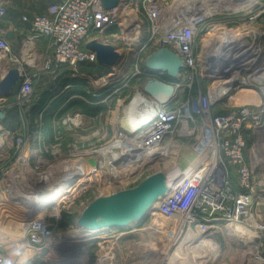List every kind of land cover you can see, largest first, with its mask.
<instances>
[{"label":"built area","instance_id":"obj_1","mask_svg":"<svg viewBox=\"0 0 264 264\" xmlns=\"http://www.w3.org/2000/svg\"><path fill=\"white\" fill-rule=\"evenodd\" d=\"M242 1L187 0L189 5L185 6L186 0L172 4L163 0H143L142 4L138 3L135 8L136 16L141 11L146 14L152 36H160L157 40L158 48L168 47L177 53L184 66L179 76L170 80L165 79L167 72L151 71L146 67L147 72L155 76L156 80L173 87L174 94L158 98L159 101L147 95L152 101L150 106L158 104L152 120L148 124L133 128L132 131H126L121 125L115 140L102 150L104 161L101 160L91 174H101V177H104L103 184L108 187L119 184L123 189L134 188L148 177L144 174L145 166L156 159H165L172 149H177L180 155H177L175 160L179 167H173L171 172L166 173L169 187L172 183L174 186L169 188L167 196L157 210V215L164 218L165 222L164 247L167 254L162 264L213 262L220 253V246L214 235L223 231L230 235L236 234L239 237L237 240L242 244L251 242L252 249L248 255H255V251L260 250L259 242L264 237V222L258 218L256 207V199L264 189V179L256 176L260 159L257 157L255 145V139L264 141V66L250 73L235 70L230 78L213 81L207 90L198 86L197 93H193L199 72H204L206 67L217 66L222 56L228 52L229 48L225 43H235L229 40L237 38L242 32L250 44L256 43V36H264V31L260 32L255 26H247L245 31H238L236 34L220 27L222 33L218 37H222L224 33L238 36H230L232 38L224 40L225 42L220 39L218 46L223 47L217 53L211 51L214 54L206 53L202 56L198 52L199 37L210 35V30L218 26L216 21L221 23L243 19L255 23L263 18L264 0H255L246 11L240 10ZM226 3L228 7L224 6ZM122 6L123 3L113 9H106L104 0H63L52 4L46 14L22 16V22L30 23L34 34L49 38L53 46V51L46 54L41 62L33 52H27L26 55L31 60L36 58V63H29L24 56L13 54L7 32L3 31L0 34V81L10 69L3 65V58H10L11 63L22 59V64L17 67L21 79L15 89L16 100L12 104L13 107L17 105L23 110L31 108L34 103L35 83L41 76L55 79L61 76L66 68L77 71L82 65L97 64L96 53L86 46L95 40L98 34L105 33L118 23L123 15ZM6 15V8L0 6V18ZM137 18L131 14L130 22H137L134 27L138 28ZM31 41L32 36H28L24 43ZM258 51L264 49L258 48ZM245 57L241 56L239 61L244 59L243 62L249 64L255 58ZM203 79L206 80L205 76ZM221 86L229 89L218 94L217 89ZM241 89L255 90L258 93L253 94L255 96L247 99V102L233 105L221 113L215 112L216 107L224 103L214 104L217 98L229 96L233 91ZM1 100L8 99L0 98ZM4 109L0 106V111L5 112ZM145 109L146 107H142L139 113L146 111ZM71 119L74 123L78 121V117ZM3 124V121H0V163L6 161L9 154L4 152V138L7 135L3 132ZM11 136L14 138L13 148L16 149L18 157L16 170L10 175L6 174L3 180L0 179V224L5 222L7 217L19 221L23 229L20 226L19 234L15 235L17 240L27 243L35 250L36 258L45 260L44 253L51 252L54 243L62 236L55 233L48 218L55 217L59 221L64 208L72 207L78 194L89 188L93 179L94 182H99V176L95 178L89 174L87 177L91 178L90 181L80 182L84 176L81 173L85 170L80 167L79 159L76 163L73 160L71 163H64L65 170L62 173L47 171L39 174L41 177H47L43 180L48 183L46 187L50 189H55L60 182L66 180L69 185L63 194L47 206L32 208L30 204L34 202L26 199L31 191L37 189H33L35 184L29 182L28 176L34 172V159L39 154L42 158L50 148H37V140L26 130ZM39 139L42 138L38 136V145L41 144ZM55 149L58 151V146ZM189 151V158L185 164H181ZM172 155H175V152ZM58 176L59 178L55 179ZM4 182L11 185L10 200L7 198L10 196L3 190ZM22 199L26 201L23 202ZM89 204L90 202H87L83 208ZM14 210L17 212H13ZM29 216L34 218L30 221L24 219ZM234 221L245 225L248 232L240 235L223 230L225 225ZM75 228L74 232L67 235L85 236L89 242L108 238L118 240L124 233L114 234L113 230L89 233V230L77 227V220ZM126 230L134 231L129 228ZM245 237L250 242H246ZM207 239L212 241V245H204ZM111 249L104 254H96L92 262H86L87 257L83 255L69 264H116L113 262ZM206 251L212 252L211 255L205 256ZM0 255L4 254L0 252ZM256 256L255 263L263 264L264 256L260 253Z\"/></svg>","mask_w":264,"mask_h":264},{"label":"rangeland","instance_id":"obj_2","mask_svg":"<svg viewBox=\"0 0 264 264\" xmlns=\"http://www.w3.org/2000/svg\"><path fill=\"white\" fill-rule=\"evenodd\" d=\"M163 1L172 4L179 0ZM142 2L143 0H125L121 9L123 15H121L118 23L105 33L98 34L95 38V40H99L105 44L113 45L123 55L120 64L116 65L115 68H100L85 64L80 66L77 71L66 68L63 74L55 79L41 76L35 83L34 103L30 109L23 110L17 105L13 107L12 104L16 100V91H14L8 100L0 101V106L5 108V112L12 114L10 120L5 119V122H3V132L5 131L7 135L4 138L5 151H3L9 152V154L6 161L0 163V179L2 178L3 180L6 174L10 175L16 170L15 163L18 156L15 153L16 149L13 148L15 143L11 135L22 133L25 130L31 132V137L37 140V148L38 146L50 148L49 152L44 154L42 158H40L39 154L34 159V172H31L28 176L29 182L39 183L38 181H43V184H45L44 180L47 177L45 175L41 177L39 174L47 171H52L55 174L62 173L65 170L63 164H68L67 162L71 163V160L76 163L79 159L80 167L91 172H93V168L101 160L104 161L102 150L115 140L121 126V121L124 118L125 109L133 105L135 100H138L136 98L138 94H141L147 101H150L144 92V87L150 79L156 78L147 72L145 63L147 58L158 49L159 44L157 40L160 39V36H152V33L149 32L150 22L145 13L141 11L136 16L135 8L138 3L142 4ZM249 2L250 0H243L241 7ZM12 14L23 16L24 14L31 15L35 13H31L29 9L24 7L23 0H11ZM131 14L134 15L135 19L138 17V28L136 26L129 29L133 23L130 22ZM215 24L218 25L216 29L220 33H210L208 36H201L197 41L198 52L202 56L206 55V53H213L209 47L211 48L216 40L219 41L221 38L229 39L230 36H238L224 33L220 38L218 37L222 33L219 29L220 27L229 32L232 30L235 34L238 31H245L244 29L247 26H255L260 29V32H263L264 16L255 23H249V21L241 19L221 23H217L216 21ZM0 26H4L3 20H0ZM242 33L239 36H244ZM256 37L255 42L259 44L258 48L264 49V36L261 38L260 35ZM241 40L244 41L245 39L237 37L235 43L237 44ZM19 59L11 63L10 58H3L2 63L8 68L18 67L22 64V59ZM24 59H29V57H24ZM28 61L29 63H36V58L29 59ZM199 74V77L195 80V88L199 86L202 90H207L213 82L203 79L205 76L204 72H199ZM246 93L257 95L258 92L245 89H241V91L235 90L229 94L223 104L216 107L215 112H224L226 109L241 102ZM75 117H78V121L74 123L71 118ZM7 132H10V134ZM38 136L42 138L39 139L41 140V144L39 145ZM255 145L257 157L260 159V163L256 169V176L259 179H264V141L261 140L259 142L255 139ZM57 146L58 151L55 149ZM176 150L172 149L165 159H156L155 162L145 166L143 169L144 174L149 176L157 172L167 173L169 166L166 164V161H174L177 155H180ZM173 152H175V155H172ZM189 154L190 151L187 152L185 158L183 157V164L189 158ZM91 176L96 178L99 175L92 173ZM97 178L99 182H94L93 179L91 186L78 194L74 205L69 209L64 208L62 211L61 215L69 213L72 216L74 223L71 227L61 228L59 226L61 219L57 221L55 217L48 218V222L53 226L56 234L64 236L75 231L76 220L82 214L83 207L87 202L92 203L101 196H110L117 191L125 190L119 184H112L109 187L105 186L103 184L104 177H101V174ZM3 190L11 197V185L9 183H3ZM12 194H15V192H12ZM159 206L154 208L158 209ZM256 207L258 218L264 222V189H262L259 197L256 199ZM18 222L16 219L7 217V220L0 224V232L4 233L0 234V236L9 237L8 234L11 232V240L22 242L15 237L20 231L21 224ZM164 223V218L157 215V211H154L149 214L140 226L137 223H132V226L128 227L130 230L136 228L132 232L126 230L128 229L126 227L125 229H112L114 234L124 232L118 240L108 238L102 241L95 239L83 244L80 242L73 244L66 243L62 248V254L69 251L74 253L79 250L80 256L85 255L87 257L86 262H92L96 254H104L112 248L113 262L116 264H162L167 254V250H165L166 241L164 236L166 233L163 226ZM5 226H11V231H3ZM214 237L220 246L218 250L220 253H218L219 255L213 262H207L206 264H258L254 261L257 258L256 255L260 253L264 256V237L260 240V250L255 251V255L254 253L252 255L247 254L252 249V244L246 237V242H250V244H242L237 240L239 237L236 234L230 235L224 231L214 235ZM207 243H209L208 245H212V241L209 239H207ZM0 252L3 253L4 251ZM30 253L31 251H29V256ZM3 254L6 253L4 252ZM46 254L44 253L47 264H69L72 262L66 261L68 258L66 260L62 259L64 255L63 257L60 256L61 254L56 253L54 249ZM210 255V252L207 255L205 254V256ZM35 258V255L34 257L30 256L28 262ZM60 260L64 261L59 263ZM202 264L205 263L203 262Z\"/></svg>","mask_w":264,"mask_h":264},{"label":"water","instance_id":"obj_3","mask_svg":"<svg viewBox=\"0 0 264 264\" xmlns=\"http://www.w3.org/2000/svg\"><path fill=\"white\" fill-rule=\"evenodd\" d=\"M124 2L125 0H104V7L106 9H113ZM136 24L137 22L132 23L129 29H132ZM7 37L10 38L11 33H8ZM224 45L229 49L222 56L219 64L212 68L206 67L204 71L207 81L225 80L230 78L235 70H239L240 73H250L264 66V51H258L257 42L244 45L225 43ZM86 47L96 53L98 64L101 66L114 67L120 64L123 59V55L113 45L105 44L99 40L90 41ZM241 56L255 58L251 63L246 64L243 62L244 59L241 62L239 61ZM145 65L151 71L167 72L168 75L165 76V79L170 80L179 76L184 62L177 53L168 47H161L147 58ZM20 79L19 69L16 66L10 68L0 81V98H10ZM144 92L149 96L156 97L157 93L160 92L173 95L175 90L160 80L152 79L145 85ZM227 97L225 95L224 97L217 98L214 104L225 102ZM127 112H130V106L125 109L124 113ZM5 118L6 113L0 111V121H4ZM121 125L126 131H132L133 129L124 123V119L121 121ZM38 188L34 186L33 189ZM168 192L169 178L167 174L164 172L154 173L134 188L95 199L83 210L77 219V227L88 230L107 228L106 231H110L117 228L124 229L132 222L140 226L150 213L158 210L154 206L162 202ZM33 218L34 216H29L24 219L30 221ZM75 242H80L81 244L88 243L89 239L78 234L64 235L54 243L53 249L56 253L61 254L60 256L63 257L64 255L62 259L66 260L68 258L66 261H73L80 257L79 250L74 253L69 251L62 254V248L66 243L73 244ZM63 261L60 260L59 263Z\"/></svg>","mask_w":264,"mask_h":264},{"label":"bare ground","instance_id":"obj_4","mask_svg":"<svg viewBox=\"0 0 264 264\" xmlns=\"http://www.w3.org/2000/svg\"><path fill=\"white\" fill-rule=\"evenodd\" d=\"M254 1L255 0H250V2L248 4L245 3L246 5L240 7V10L241 11L248 10L249 7L251 6V4ZM185 3H186L185 6L186 5H189V3L187 2V0H186ZM224 6L225 7H228L229 5H228V3H226V4H224ZM210 32L211 33H214V34H217L218 29H216V27H214V28H212L210 30ZM137 33H138V31H137ZM238 37L244 38L245 40L244 41L241 40V41L237 42V44H243V45L244 44H250V42L246 40L245 36H238ZM230 38H232V37H230ZM229 39H223V38H221V40H223V42H225L224 40L228 41ZM229 41L235 42L236 41V38L235 39H230ZM218 45H219V42L216 40V42L214 43V45L212 44L211 48L209 47V49H211V51L217 53V51L220 50L223 47V46H218ZM223 54H224V52H223ZM216 57H217V55H216ZM215 64H217V61H216ZM226 84H229V83H226ZM228 89L229 88H225L224 89V86H221V88L219 87L217 89V91H218V94H220V93L223 92V90L227 91ZM167 95L168 94H166L165 92H160V93H157V96L156 97H153V98H157V100H155V101H159L158 98H163V97H166ZM251 96L254 97L253 95H251ZM136 98L138 100H135L134 101V104L132 105V108H130V112L124 113V118H123L124 119V123H126V125H128V126H131L132 128H135V127L137 128L139 126H143L145 124H148L150 122V120H152V118L154 116V113H155L154 109H156V106L158 105V104H156L155 106H150L151 105V102H152L151 99H150V101H147L146 98L143 97L141 94L140 95L138 94V97H136ZM142 107H146V109H145L146 111H144L142 113H139V111H140V109H142ZM137 110H138V112H137ZM182 162H184V160L181 161V164H182ZM176 163H177V160H174V161H166V164L169 166L168 172L169 171L171 172L173 167L177 168L178 165H176ZM83 170H85V169H83ZM81 174H83L84 176L80 179V182H84V181L89 180V179L91 180L90 177H87V175L91 174V171L85 170ZM57 178H59V176L56 177L55 179H57ZM35 181H37V180H35ZM51 181L53 182V180H51ZM38 182L39 183H33V184H35V186H37L39 188L37 190L31 191V194H29V196L26 199V200H31L32 202H34V203L30 204V207H32V208H39V207H43L44 205L47 206L48 203L54 201L55 198H57L59 195L63 194V192L66 189H68V185H69V182H67V180H66L64 182H60L57 185V187H55V189H53L54 188L53 187L52 188L53 190H52V189L46 187L48 185V183L43 184V182H40V181H38ZM173 186L174 185L172 183V185H170L169 188H171ZM7 198L9 200L11 199V197H7ZM26 200L25 199H22L23 202L26 201ZM10 203H9V205L11 207V204ZM19 203H21V202H19ZM16 204H18V202H16ZM160 204H161V202L160 203H157L154 207H156V206H158ZM15 207H17V205H15ZM13 212H17V211L14 210ZM132 223H130L129 225H127L126 228L132 226ZM10 228H11V226H5V228H4L3 231H11ZM21 228L23 229V225H21ZM223 229H225L226 231L235 232L237 234H246L248 232L246 226L243 225L239 221H234V222H232L230 224H227V225H225V227ZM106 230H107V228L94 229V230L92 229V230H89V233H98V232H102V231H106Z\"/></svg>","mask_w":264,"mask_h":264},{"label":"crops","instance_id":"obj_5","mask_svg":"<svg viewBox=\"0 0 264 264\" xmlns=\"http://www.w3.org/2000/svg\"><path fill=\"white\" fill-rule=\"evenodd\" d=\"M61 1L63 0H23L24 7L29 9L31 13H35L31 15L29 14H24V15H28L32 17L38 14H46L48 12V8L52 4L58 3ZM0 6H4L7 10V15L4 18H0V20H3V24H4V26H0V34H2L3 31L5 30L7 34L11 33V37L10 38L7 37V38L9 39V42L11 45V52L13 54L19 57L21 55L24 57H28L26 53L33 52V54L37 56V59L39 60V62H41L45 58L44 56L46 54H49L53 51V46L49 38L34 34L32 32V25L30 23L22 22V15H19V16H15L13 14L11 15V0H0ZM28 36H32V41L27 44V43H24V41L28 38ZM250 97H252L251 93H246L242 101L237 104L247 102L246 100L249 99ZM0 234H4V233L0 232ZM8 235L9 237L0 236V251L2 252L4 251L5 253L17 243L15 242L16 240L15 241L11 240V233ZM206 243L207 242H205L204 244L205 246L209 244V243L207 244ZM29 251H31L30 256L34 257V255L36 254L35 250L31 248L29 249ZM207 253L208 251L205 252L206 255ZM211 253L212 252H210V254Z\"/></svg>","mask_w":264,"mask_h":264},{"label":"clouds","instance_id":"obj_6","mask_svg":"<svg viewBox=\"0 0 264 264\" xmlns=\"http://www.w3.org/2000/svg\"><path fill=\"white\" fill-rule=\"evenodd\" d=\"M29 247L25 242H17L4 255H0V264H28Z\"/></svg>","mask_w":264,"mask_h":264},{"label":"trees","instance_id":"obj_7","mask_svg":"<svg viewBox=\"0 0 264 264\" xmlns=\"http://www.w3.org/2000/svg\"><path fill=\"white\" fill-rule=\"evenodd\" d=\"M95 66V67H100V68H107L105 66H101L99 65L98 63L97 64H92V66ZM109 68V67H108ZM194 93L196 94L197 93V88L194 89ZM11 98V97H10ZM12 118V114H9V113H6V120H10ZM5 122V120L3 121ZM74 221L72 219V216L69 214V213H64L62 215V218H61V221H60V224L59 226L61 228H69L73 225ZM28 264H47L45 260L41 259V257H37L35 259H32L28 262Z\"/></svg>","mask_w":264,"mask_h":264}]
</instances>
